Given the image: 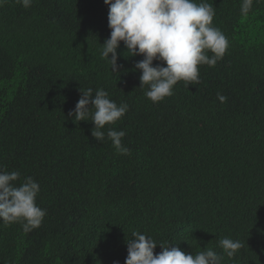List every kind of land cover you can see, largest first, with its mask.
I'll list each match as a JSON object with an SVG mask.
<instances>
[{"label": "trees", "instance_id": "trees-1", "mask_svg": "<svg viewBox=\"0 0 264 264\" xmlns=\"http://www.w3.org/2000/svg\"><path fill=\"white\" fill-rule=\"evenodd\" d=\"M206 2L223 59L153 103L134 70L142 56L125 58L121 42L119 74L101 58L104 0H0V169L18 171L17 186L33 177L46 210L27 233L0 223V264H125L134 230L194 255L238 239L222 264H264V2L247 17L241 0ZM87 88L128 104L104 129L125 131L127 154L68 116Z\"/></svg>", "mask_w": 264, "mask_h": 264}, {"label": "clouds", "instance_id": "clouds-1", "mask_svg": "<svg viewBox=\"0 0 264 264\" xmlns=\"http://www.w3.org/2000/svg\"><path fill=\"white\" fill-rule=\"evenodd\" d=\"M17 2L27 9L33 0ZM262 2L264 0H255V3ZM253 3L254 0H241L242 17L248 16ZM104 4L109 9L110 35L100 43L101 58L111 65L113 73L119 74L123 68L117 62L121 42L125 58L142 56L143 59L134 64V70L141 72L139 87L147 88L144 95L153 103L172 96L174 86L180 81L186 87L199 84V66L214 67L229 47L227 37L213 26L215 9L206 0L199 3L197 0H104ZM154 61L158 63L154 64ZM80 91L82 94L68 116L76 123L92 121L94 138L103 142L107 135L118 153L127 154L128 149L122 145L125 131L109 127L105 133L104 129L127 113L128 104L117 105L103 88ZM217 98L222 103L227 99L220 93ZM19 178L18 171L0 169V223L5 226L20 223L27 233L41 225L46 210L36 203L39 183L27 176L17 186L15 182ZM131 235L132 238L127 240L125 264H222L224 255L233 258L243 247L240 240L225 237L219 241L223 255L212 248L194 255L182 250L178 244L157 243L139 231L134 230ZM157 245L162 251L154 254Z\"/></svg>", "mask_w": 264, "mask_h": 264}]
</instances>
